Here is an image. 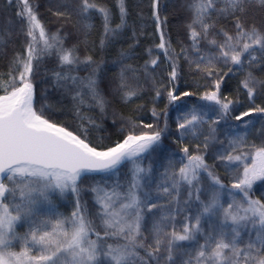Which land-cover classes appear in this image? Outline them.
<instances>
[{
	"label": "snow or ice",
	"instance_id": "6c2138e0",
	"mask_svg": "<svg viewBox=\"0 0 264 264\" xmlns=\"http://www.w3.org/2000/svg\"><path fill=\"white\" fill-rule=\"evenodd\" d=\"M0 264H264V0H0Z\"/></svg>",
	"mask_w": 264,
	"mask_h": 264
},
{
	"label": "trees",
	"instance_id": "16d2710c",
	"mask_svg": "<svg viewBox=\"0 0 264 264\" xmlns=\"http://www.w3.org/2000/svg\"><path fill=\"white\" fill-rule=\"evenodd\" d=\"M109 2H111V0H109ZM132 2L133 3H136V2H139V0H132ZM143 3L146 5L147 3H148V0H143ZM45 22L47 23V18H46V20H45ZM97 23H99V21H97ZM173 23H175V21H173ZM49 27H52L51 25H48ZM53 30H55L54 28H53ZM175 37H173V39H174Z\"/></svg>",
	"mask_w": 264,
	"mask_h": 264
}]
</instances>
